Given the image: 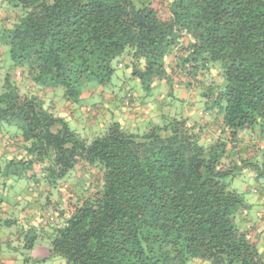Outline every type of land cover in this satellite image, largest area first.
Listing matches in <instances>:
<instances>
[{"label": "trees", "instance_id": "obj_1", "mask_svg": "<svg viewBox=\"0 0 264 264\" xmlns=\"http://www.w3.org/2000/svg\"><path fill=\"white\" fill-rule=\"evenodd\" d=\"M162 1L168 18L156 0H0V131L16 144L0 158V198L9 174L36 181L16 196L21 219L0 199V225L23 222L0 246L63 264H264L244 227L252 206L231 185L264 176V0ZM117 59L134 81L129 104L166 87L188 92L189 107L83 136L33 90L79 103L89 83L111 82Z\"/></svg>", "mask_w": 264, "mask_h": 264}, {"label": "rangeland", "instance_id": "obj_2", "mask_svg": "<svg viewBox=\"0 0 264 264\" xmlns=\"http://www.w3.org/2000/svg\"><path fill=\"white\" fill-rule=\"evenodd\" d=\"M157 8L159 9L160 15L163 18H168L170 17V13L167 10L166 4L164 3V1L162 0H156L155 2ZM2 9V13H4ZM1 9H0V14H1ZM13 15L15 16L14 12ZM1 50H5V47H1ZM2 60V54L0 51V61ZM118 59L114 61V64L116 66V71L112 77V80L110 83L103 85V87L105 88V90L107 92H110L112 90L113 94L115 95V97L118 99V102H124L125 95H126V89L127 87H131L133 86V80L130 78V75L126 73V71L122 68L119 67L118 64ZM20 70V71H18ZM18 72H21V68H18L17 70L14 71V77L17 78L18 80L20 79L22 82L25 81L24 77L21 75H18ZM99 82H93V83H89L87 85V88L89 90H91L92 92V96H90L86 101L82 102L81 104H85L87 106H91L92 107V111L91 113H86L85 108H81L79 107V105L75 106L74 104H62V102H71V103H75L72 102L71 100H67L62 91H58L56 94L52 95V94H46L48 91L46 92L35 88L33 89L36 93H38V95H40L42 97V99H44L47 109H51L53 111H55L56 113L59 114V116H62L63 118H65L71 125V127L76 130L78 133H80L83 136L86 135H93L95 133H97L98 131L101 130L102 126L100 124H102V121H100V119H97L95 124L93 123H89V118L87 117V115L93 114V112L96 110V104L100 99L101 96L99 93H97L95 90L98 89L99 87ZM178 87V86H176ZM86 92V91H85ZM84 92V93H85ZM167 90L166 87L164 88V90H162V93H155V94H159L158 95V101L155 103V113L156 115L151 118V120L148 121H143V122H139L141 125L139 126L140 128H145L147 126L148 123L150 122H155V123H162L163 119L161 118V113L164 112H172L176 109L178 110H182L180 105H183V109H186L187 107H189L186 103V99L188 97V92H186L185 90H181V92H176V96L174 95L173 98H168L167 97ZM111 93V92H110ZM180 94V95H179ZM167 97V98H166ZM125 98V99H124ZM166 98V99H165ZM152 99V97L150 98ZM56 104V105H55ZM77 104V102L75 103ZM75 106L76 110L75 113H77L78 117H79V121L75 122L74 119H72L70 117L71 114V110L69 109V107ZM201 106V104H200ZM202 108H205V105H202ZM140 108H143L145 110L146 106L141 105ZM196 108V107H194ZM161 110V112H160ZM170 110V111H169ZM57 114V115H58ZM115 114L114 119H107L105 120L106 122H113V121H120L123 123L131 130H136L137 128V124L138 122H134V120H132L130 122L129 119H125L123 120L119 114L117 112H114L113 115ZM194 114V113H191ZM99 120V121H98ZM101 122V123H100ZM108 124V123H106ZM103 125V124H102ZM3 127V125H2ZM12 129H14V127H12ZM256 132H259L258 130ZM263 168V167H262ZM246 174L243 176H237L235 178H233V180H231V185L233 188L241 191V192H245L246 193V199H248L249 201H254L257 199L258 196H264L261 193H257V192H247L248 186H252L257 184L258 182L264 186V176L262 178H258L257 176H255L254 174H252L251 172H245ZM83 176V175H82ZM82 176L80 177V179L82 178ZM26 177V176H25ZM87 181V185L90 182V174H87V176L85 175ZM6 183L8 184L6 191L4 193V195H2L1 198L7 199L6 205H7V209L6 210V214H3L4 217L6 218H14V217H19V219H21L22 216V211L21 208L24 206V203L22 200H17L16 196L20 195L21 197L27 192V190L29 189V186H32L33 188L35 187V180H28V179H22L21 177H19V174H9V177L6 180ZM33 196L32 200L34 201L35 199V193L33 192V194H31ZM25 196V195H24ZM0 198V199H1ZM23 198V197H22ZM255 206V220H256V214H258V217L262 214H264V209H262L261 206H258L257 204L254 205ZM21 221V220H20ZM23 222L19 223L18 225H6L5 223L0 225V235L1 236H5L7 238L8 233L10 230V228L14 229V232H16V228L20 225H22ZM6 226L10 227L7 228ZM5 237H3L5 239ZM14 239V238H13ZM24 244L22 248H19V251L16 252L15 250L11 251L12 246H19V243L16 244V242H12L9 246L10 250L7 248L6 245H2L0 246V256H6L10 254H18L19 255V260L17 263L15 264H63L65 262L64 258H62L61 256H53L50 255L49 251H46V249L44 250H40L37 249L35 252L29 251V249H25L24 248ZM12 245V246H11ZM47 246H45L44 248H46ZM259 247L262 248L263 245L259 244ZM28 260V261H27Z\"/></svg>", "mask_w": 264, "mask_h": 264}, {"label": "crops", "instance_id": "obj_3", "mask_svg": "<svg viewBox=\"0 0 264 264\" xmlns=\"http://www.w3.org/2000/svg\"><path fill=\"white\" fill-rule=\"evenodd\" d=\"M5 10V9H3ZM4 13H2V9H1V17H5L7 15L6 11H3ZM12 18H13V12H11ZM10 21H8L7 23H9ZM20 71V70H18ZM126 73L129 74L130 71L126 70ZM18 75H21V72H18ZM157 86L158 82H154L153 86ZM164 90V89H161ZM97 93L100 94L101 99L95 103L96 104V110L93 112V114L87 115V117L89 118V123H97L96 120L100 119V121L106 122L105 120L107 119H114L115 114L113 115L114 112H117L119 114V116L125 120V119H129L130 122L132 120H134V122H143V121H148L151 120V118H153L156 115V111H155V103L158 101V96H156V99L150 104H146V108L145 110L143 108H140V106L142 105L140 102H135L132 104H129V102H127V99L124 100V102L119 103L118 99L115 97V95L113 93L107 92L105 90V88L103 87V85H99L98 89L95 90ZM157 93H159L157 91ZM162 93V91H161ZM160 93V94H161ZM46 94H52L54 95V92L48 91ZM145 94L143 93V96ZM159 95V94H158ZM90 96H92V92L91 90H86L85 93H83L82 95V100H80L79 103L75 104V103H71L69 101H65L62 102V104H74L75 106L77 105H85L84 103L81 104L83 101H86ZM189 97V94H188ZM45 105H47L45 103ZM56 105V104H55ZM69 107V109L71 110V114L70 117L72 119H74L75 122L79 121V117L77 115V113H75V106ZM80 107V106H79ZM82 108V106H81ZM51 110V109H50ZM53 111V110H51ZM55 112V111H53ZM56 113V112H55ZM58 114V113H56ZM59 115V114H58ZM99 121V120H98ZM108 122V121H107ZM123 122V121H122ZM101 123V122H100ZM102 126V125H101ZM3 133L0 131V158L4 157H10L12 156L15 151H16V144L13 142V139L11 138H3ZM249 187V186H248ZM249 189V188H248ZM247 192H251L252 190H248ZM253 192V191H252ZM247 201L251 204L252 206V213L249 216V220H247V222H245V228L250 232V234L253 236V238L256 239L257 243L262 244L264 248V214L260 215L258 217V214H256V220H255V204H257L258 206H261L262 209H264V196H258L256 200L254 201H249L247 199ZM5 208V205H4ZM7 209V208H6ZM0 259L3 263L6 264H15V260L13 259L12 255H6V256H0Z\"/></svg>", "mask_w": 264, "mask_h": 264}]
</instances>
